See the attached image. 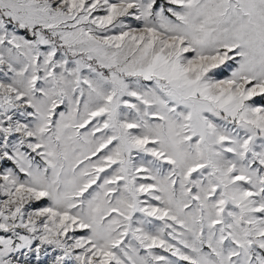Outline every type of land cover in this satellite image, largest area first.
I'll return each instance as SVG.
<instances>
[{
  "label": "snow or ice",
  "instance_id": "snow-or-ice-1",
  "mask_svg": "<svg viewBox=\"0 0 264 264\" xmlns=\"http://www.w3.org/2000/svg\"><path fill=\"white\" fill-rule=\"evenodd\" d=\"M0 264H264V0H0Z\"/></svg>",
  "mask_w": 264,
  "mask_h": 264
}]
</instances>
